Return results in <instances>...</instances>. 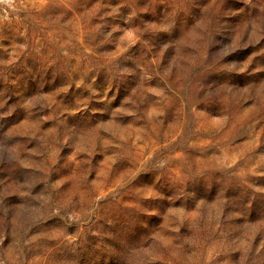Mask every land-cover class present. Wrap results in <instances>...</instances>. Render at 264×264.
I'll return each instance as SVG.
<instances>
[{
    "label": "rangeland",
    "instance_id": "1",
    "mask_svg": "<svg viewBox=\"0 0 264 264\" xmlns=\"http://www.w3.org/2000/svg\"><path fill=\"white\" fill-rule=\"evenodd\" d=\"M0 264H264V0H0Z\"/></svg>",
    "mask_w": 264,
    "mask_h": 264
}]
</instances>
